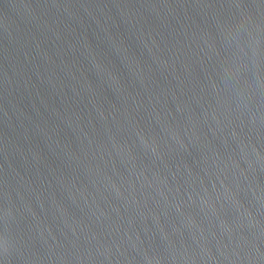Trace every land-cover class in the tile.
Returning a JSON list of instances; mask_svg holds the SVG:
<instances>
[{
	"label": "water",
	"instance_id": "1",
	"mask_svg": "<svg viewBox=\"0 0 264 264\" xmlns=\"http://www.w3.org/2000/svg\"><path fill=\"white\" fill-rule=\"evenodd\" d=\"M0 264H264V0H0Z\"/></svg>",
	"mask_w": 264,
	"mask_h": 264
}]
</instances>
